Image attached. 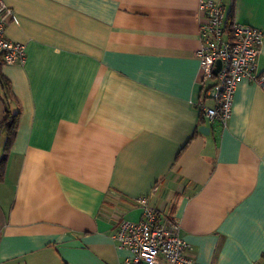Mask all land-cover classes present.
Wrapping results in <instances>:
<instances>
[{
	"label": "crops",
	"instance_id": "crops-1",
	"mask_svg": "<svg viewBox=\"0 0 264 264\" xmlns=\"http://www.w3.org/2000/svg\"><path fill=\"white\" fill-rule=\"evenodd\" d=\"M3 1L26 61L0 66L21 113L0 264H126L113 234L140 197L180 223L192 264H264V89L239 83L227 128L200 110L201 0ZM214 1L264 31V0Z\"/></svg>",
	"mask_w": 264,
	"mask_h": 264
},
{
	"label": "built area",
	"instance_id": "built-area-1",
	"mask_svg": "<svg viewBox=\"0 0 264 264\" xmlns=\"http://www.w3.org/2000/svg\"><path fill=\"white\" fill-rule=\"evenodd\" d=\"M200 12L205 21L201 25L202 47L198 58L203 81L211 84L204 87L198 105L208 119L227 128L239 83L249 79L264 89V70L258 72L257 67L264 31L236 22L232 30L227 31L225 9L214 0H201ZM13 16L14 11L0 0V66L26 61L25 45L6 35L7 24ZM138 202L143 209L142 218L121 220L113 234L119 247L129 252L126 264H192L180 223L160 216L148 198L140 197Z\"/></svg>",
	"mask_w": 264,
	"mask_h": 264
},
{
	"label": "trees",
	"instance_id": "trees-1",
	"mask_svg": "<svg viewBox=\"0 0 264 264\" xmlns=\"http://www.w3.org/2000/svg\"><path fill=\"white\" fill-rule=\"evenodd\" d=\"M234 24L233 20V11H230V14L227 17V31L232 30V26ZM0 85L3 92V101L5 103V117L3 122L1 123V130L5 137L4 148H3V155L0 159V181L4 177L5 172V164L7 160L8 153L17 137L19 123L21 118L20 111H14L12 109L11 104L15 102L16 96L12 90L10 81L2 74L0 71ZM203 115V114H202Z\"/></svg>",
	"mask_w": 264,
	"mask_h": 264
},
{
	"label": "water",
	"instance_id": "water-1",
	"mask_svg": "<svg viewBox=\"0 0 264 264\" xmlns=\"http://www.w3.org/2000/svg\"><path fill=\"white\" fill-rule=\"evenodd\" d=\"M217 67H218V68L220 67V62H218ZM201 130H202V132H204L205 134H208L209 131H210V127H209V126H203V127L201 128Z\"/></svg>",
	"mask_w": 264,
	"mask_h": 264
}]
</instances>
